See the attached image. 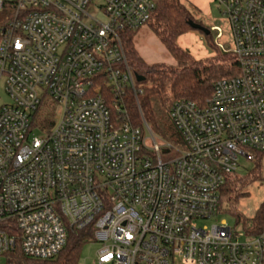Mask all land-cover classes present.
<instances>
[{
    "label": "built area",
    "instance_id": "built-area-1",
    "mask_svg": "<svg viewBox=\"0 0 264 264\" xmlns=\"http://www.w3.org/2000/svg\"><path fill=\"white\" fill-rule=\"evenodd\" d=\"M213 1L231 31L224 43L213 26L215 44L240 73L203 105L173 104L180 148L131 116L144 89L122 36L150 23L155 0H0L14 10L0 29V264L52 262L88 228L97 264H264V229L196 225L220 214L241 156L264 164V0ZM48 97L62 114L47 132L35 123Z\"/></svg>",
    "mask_w": 264,
    "mask_h": 264
},
{
    "label": "trees",
    "instance_id": "trees-1",
    "mask_svg": "<svg viewBox=\"0 0 264 264\" xmlns=\"http://www.w3.org/2000/svg\"><path fill=\"white\" fill-rule=\"evenodd\" d=\"M148 25L173 57L176 65L148 64L135 45L138 30L126 31L123 34V46L130 67L135 74L146 78L144 82L139 83L144 89L143 95L138 97L140 108L133 98L130 100L132 121L134 125L141 126L143 121L141 109L144 120L155 134L163 135L167 142L176 147L185 148L183 138L176 128L172 136L167 133V128L173 129L168 125L171 119V107L180 99L205 104L212 96L214 84L224 78L237 77L240 73V65L232 53L224 52L215 44L212 30L203 26L182 0H156V10ZM197 25L210 31L209 34L201 33L207 37L214 52L215 49L220 52V56H217L218 61L212 59L204 63L194 60L189 50L179 45L178 41L182 36L198 31L195 28ZM54 118L53 112L46 111L39 117V126L48 132L54 125ZM262 171V165L258 164L256 170L245 177L237 174L230 175L221 192V205L224 203V197H227L231 203L228 212L235 216L237 224L243 223L249 236L258 235L264 229V204L252 219L245 216V219L249 220L248 223H252L249 228L243 220V214L237 210V205L243 197L241 189L244 187V180L250 178L258 180L262 178ZM93 239L92 228L71 231L66 247L52 262L31 261L19 252L7 255V260L9 264H79L83 247Z\"/></svg>",
    "mask_w": 264,
    "mask_h": 264
},
{
    "label": "rangeland",
    "instance_id": "rangeland-1",
    "mask_svg": "<svg viewBox=\"0 0 264 264\" xmlns=\"http://www.w3.org/2000/svg\"><path fill=\"white\" fill-rule=\"evenodd\" d=\"M11 2H17V0H7ZM99 2V0H96ZM156 1V0H155ZM186 6H188L196 19L200 20L202 25L209 28L213 26H219L224 31V38L221 42H231V31L230 25L227 18L222 14L217 5L213 0H182ZM13 9L5 8L0 12V27L7 22V20L13 15ZM103 13V11H102ZM104 14V13H103ZM103 14H99L98 18L101 21H105L106 17ZM212 36L214 40L216 39V33L212 31ZM179 45L185 49H188L192 54L194 60L203 61L204 63L214 59L218 61L220 52L210 46L209 40L207 37L201 33V31H192L184 36H182L179 41ZM135 45L140 55L148 64H165L166 66L176 65L173 57L167 51L165 46L161 41L156 37L152 32L149 25L141 27L135 36ZM9 103V97L5 92L4 87L0 89V106ZM47 112H53L55 114L54 120L61 116L62 106L56 103L53 98L48 97L45 99L44 103L41 105L36 117V125H39V117ZM169 126L173 129L167 128V133L169 136L175 132V127L171 119L168 122ZM141 127L145 130V133L148 134L146 127L142 121ZM35 136L40 137L42 133L37 130L34 132ZM156 138L160 143L165 142L166 139L163 135L155 134ZM175 139V137H173ZM256 170V165L248 162L244 157L239 158V169L237 175L240 177H245L249 173ZM262 178L258 180H253L252 178L244 180V187L241 189L242 199L237 205V210L243 214V220L246 223V226L251 227L252 223H248L249 220L245 219V216L249 219H252L260 209L261 205L264 204V164L262 167ZM231 203L228 201L227 197H224V203L222 204L223 211L216 217L207 220H198L196 225L198 227H208L212 228L215 225H222L224 222L231 227L235 233H244L245 228L243 223L237 224L236 218L230 212ZM252 230V229H249ZM248 239L245 237L243 240ZM102 249V244L99 242H90L86 244L81 252L79 264H97V255L98 252Z\"/></svg>",
    "mask_w": 264,
    "mask_h": 264
},
{
    "label": "water",
    "instance_id": "water-1",
    "mask_svg": "<svg viewBox=\"0 0 264 264\" xmlns=\"http://www.w3.org/2000/svg\"><path fill=\"white\" fill-rule=\"evenodd\" d=\"M195 28H196L198 31L204 32V33H206V34H209V33H210V31H209L207 28L203 27V26H199V25H197V26H195ZM136 78H137V81H138L139 83H142V82H144V81L146 80V78H145L144 76H140V75H137V74H136Z\"/></svg>",
    "mask_w": 264,
    "mask_h": 264
}]
</instances>
